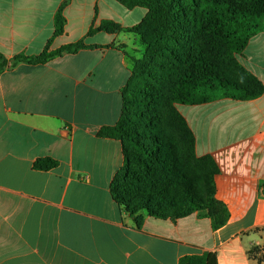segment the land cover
Instances as JSON below:
<instances>
[{
    "label": "crops",
    "instance_id": "0c3cea01",
    "mask_svg": "<svg viewBox=\"0 0 264 264\" xmlns=\"http://www.w3.org/2000/svg\"><path fill=\"white\" fill-rule=\"evenodd\" d=\"M65 3L64 32L55 36ZM137 9L117 0H0V54L8 60L87 46L0 76V264H179L202 255L207 264H258L248 251L264 248V93L177 106L195 134L197 157L218 167L226 226L214 231L199 212L138 222L112 197L123 146L98 133L121 117L132 78L127 48L136 38L97 29L105 21L135 27L147 15ZM237 60L264 85V31ZM45 159L58 166L37 169Z\"/></svg>",
    "mask_w": 264,
    "mask_h": 264
},
{
    "label": "trees",
    "instance_id": "16d2710c",
    "mask_svg": "<svg viewBox=\"0 0 264 264\" xmlns=\"http://www.w3.org/2000/svg\"><path fill=\"white\" fill-rule=\"evenodd\" d=\"M117 1L127 10L142 8L148 13L133 28L105 21L97 31L130 32L142 43L149 39L143 43L149 50L147 62L137 61L149 71L141 74L137 63L132 66L118 123L98 133L123 146L125 165L113 180L112 197L138 222L143 215L176 219L199 212L217 231L230 219L227 207L216 199L219 170L212 157H197L195 134L177 106L225 97L247 101L264 93V85L237 60L250 40L264 31V0H242L254 8L251 12L236 9L227 0ZM65 6L56 15L55 36L64 32ZM86 48L80 41L36 57L8 60L0 54V76L20 63L43 65ZM57 166L52 159L35 164L42 171ZM248 255L264 264V248L253 247ZM179 264H207V255L186 256Z\"/></svg>",
    "mask_w": 264,
    "mask_h": 264
},
{
    "label": "rangeland",
    "instance_id": "374dc122",
    "mask_svg": "<svg viewBox=\"0 0 264 264\" xmlns=\"http://www.w3.org/2000/svg\"><path fill=\"white\" fill-rule=\"evenodd\" d=\"M233 7H235L238 10L241 11H245V12H251V11H255L254 8L251 5H248L246 2H243L242 0H227ZM136 12H140L143 14V12L146 14L148 13V11L146 9H137ZM139 19H143L140 17H138ZM142 21V20H141ZM184 25H187L186 23H184ZM176 33V32H175ZM133 34V33H132ZM177 34V33H176ZM133 37L136 38L135 42H132L131 46H129L127 48V53L131 62V66H135L137 61L138 62H142V61H146L147 62V58H148V53L149 50H146V47L144 44H146L149 39H147V41H142L140 40V38L136 35H132ZM168 40H170V38H168ZM137 71H139L141 74L144 72H148L149 69L148 67L145 68V66L142 64L140 65L139 63H137ZM136 110H143V109H136Z\"/></svg>",
    "mask_w": 264,
    "mask_h": 264
}]
</instances>
